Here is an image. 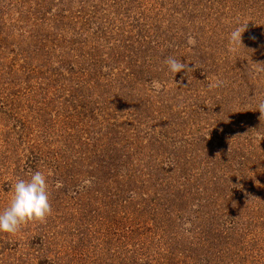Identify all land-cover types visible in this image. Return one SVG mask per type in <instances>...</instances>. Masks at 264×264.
<instances>
[{"label": "rangeland", "instance_id": "374dc122", "mask_svg": "<svg viewBox=\"0 0 264 264\" xmlns=\"http://www.w3.org/2000/svg\"><path fill=\"white\" fill-rule=\"evenodd\" d=\"M261 102L264 0H0V264H264Z\"/></svg>", "mask_w": 264, "mask_h": 264}, {"label": "clouds", "instance_id": "9594fccd", "mask_svg": "<svg viewBox=\"0 0 264 264\" xmlns=\"http://www.w3.org/2000/svg\"><path fill=\"white\" fill-rule=\"evenodd\" d=\"M246 31V25L238 24L229 33V45L233 48L243 45L242 36ZM186 43L189 46H195L196 39L189 35ZM244 46V45H243ZM164 63L169 72L177 74L179 72L194 71L189 67L188 63H183L174 56L165 58ZM222 82L209 85L210 87H219ZM152 88L156 92L163 90L161 82L153 80ZM260 113V119L264 118V102L257 105V110ZM61 183H57V187H61ZM91 181L85 179L80 187H90ZM12 197L9 205L0 211V232L15 234L21 230V227L30 221L43 222L52 213L50 203V192L47 181V176L39 170L33 171L26 179H17L11 186ZM190 225L185 224V227Z\"/></svg>", "mask_w": 264, "mask_h": 264}]
</instances>
